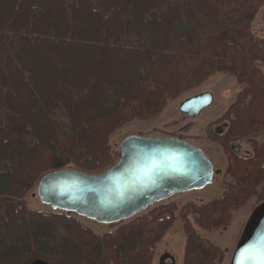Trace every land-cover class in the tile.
Returning a JSON list of instances; mask_svg holds the SVG:
<instances>
[{"label":"trees","instance_id":"trees-1","mask_svg":"<svg viewBox=\"0 0 264 264\" xmlns=\"http://www.w3.org/2000/svg\"><path fill=\"white\" fill-rule=\"evenodd\" d=\"M263 7L264 0H0V264H152L177 201L97 234L76 214L28 208L26 196L52 171L110 168L113 133L157 118L217 73L243 86L215 135L228 157L225 193L180 214L183 264H223L224 251L190 217L217 230L253 196L264 198V142L254 138L264 132V40L252 31ZM235 138L248 139L253 154L231 151Z\"/></svg>","mask_w":264,"mask_h":264},{"label":"water","instance_id":"water-1","mask_svg":"<svg viewBox=\"0 0 264 264\" xmlns=\"http://www.w3.org/2000/svg\"><path fill=\"white\" fill-rule=\"evenodd\" d=\"M213 103V93L197 94L181 102L179 112L195 118ZM119 149L117 162L103 172L68 168L45 174L37 187L41 203L54 211L73 213L99 224L121 223L213 182V163L189 141L129 136ZM239 151V147H234V152ZM262 234L264 210L236 248L231 264H237L242 259L241 251L257 244Z\"/></svg>","mask_w":264,"mask_h":264},{"label":"rangeland","instance_id":"rangeland-1","mask_svg":"<svg viewBox=\"0 0 264 264\" xmlns=\"http://www.w3.org/2000/svg\"><path fill=\"white\" fill-rule=\"evenodd\" d=\"M4 7L7 6L4 5ZM4 13L8 16L6 9ZM90 24L92 23L90 22ZM37 27H40V23ZM252 31L256 36L264 40V7L258 12L252 24ZM117 62L115 60V63ZM118 64L120 65V62ZM242 89L243 86L238 83L235 77L229 74L217 73L207 79L202 85L172 100L157 118L147 121L135 120L117 130L111 136V145L116 156V162L120 155L119 147L129 136L172 137L189 141L201 148L214 166L215 174L212 184L200 190L179 194L171 199L178 202L179 210L176 212L173 226L157 245L152 264H183L187 236L180 209L188 203L203 205L224 195V185L228 179L226 175L228 157L215 135L217 129L221 128L223 131L222 128H224L225 123L220 119L236 100L238 93ZM205 92L213 93L214 103L205 109L201 115L190 118L179 112L181 102ZM254 138L264 142V132L255 135ZM234 146L239 147L240 151L238 154L241 156L247 157L253 154L248 139H232L228 147L232 151ZM37 187L38 185L27 194L25 199L27 207L40 211L52 210L50 206L41 203ZM259 191H261V188H259ZM263 210L264 198L253 196L234 213L230 224L226 227L217 230H205L196 224L193 216L190 217V220L201 237L212 241L224 251L225 259L223 264H231L236 248L247 238L250 227ZM80 219L97 234L116 230L121 225V223L99 224L84 217H80ZM38 262L39 264H46L43 261Z\"/></svg>","mask_w":264,"mask_h":264},{"label":"snow or ice","instance_id":"snow-or-ice-1","mask_svg":"<svg viewBox=\"0 0 264 264\" xmlns=\"http://www.w3.org/2000/svg\"><path fill=\"white\" fill-rule=\"evenodd\" d=\"M241 257L237 264H264V234L260 236L257 244L242 250Z\"/></svg>","mask_w":264,"mask_h":264},{"label":"flooded vegetation","instance_id":"flooded-vegetation-1","mask_svg":"<svg viewBox=\"0 0 264 264\" xmlns=\"http://www.w3.org/2000/svg\"><path fill=\"white\" fill-rule=\"evenodd\" d=\"M223 129V128H222ZM217 131L218 132H221L222 130H221V128L220 129H217ZM235 147V146H234ZM234 147H233V150H234ZM239 153V152H238Z\"/></svg>","mask_w":264,"mask_h":264}]
</instances>
